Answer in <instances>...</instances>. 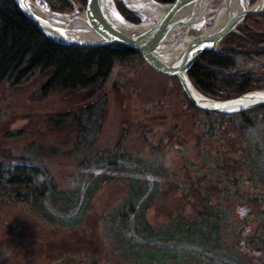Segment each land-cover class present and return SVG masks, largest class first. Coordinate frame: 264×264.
<instances>
[{
  "label": "rangeland",
  "instance_id": "obj_1",
  "mask_svg": "<svg viewBox=\"0 0 264 264\" xmlns=\"http://www.w3.org/2000/svg\"><path fill=\"white\" fill-rule=\"evenodd\" d=\"M232 46L226 38L221 47ZM47 78L35 74L25 84L0 88V162L38 166L56 187L37 201L0 195V264H236L240 258L263 264L258 217L251 215L244 232L247 249L236 241L242 217L264 207V197H256L264 196V170L258 172L264 166V116L258 131L244 135L240 119L191 108L172 78L139 59L117 66L100 93L39 97ZM103 96L99 128L95 115L82 118L85 132L75 117L63 128L48 123L68 111L76 116ZM100 175L110 178L90 191ZM132 196L136 206L147 198L146 219L155 229L177 223L207 199L232 211L227 246L167 262L153 253L147 258L140 248L145 243L172 250L188 245L145 240L143 222H135L138 229L131 220L121 223L118 213ZM234 247L242 252L233 254Z\"/></svg>",
  "mask_w": 264,
  "mask_h": 264
},
{
  "label": "trees",
  "instance_id": "obj_2",
  "mask_svg": "<svg viewBox=\"0 0 264 264\" xmlns=\"http://www.w3.org/2000/svg\"><path fill=\"white\" fill-rule=\"evenodd\" d=\"M42 1L47 3L52 11L58 13L70 14L73 11L72 5L67 0ZM74 1L81 9L87 6V0ZM157 1L170 3L175 0ZM116 3L119 11L128 20L134 23L142 20L140 16L129 11L121 1L117 0ZM227 41L233 45L229 50L204 54L194 63L188 72L194 85L205 95L218 100L232 99L252 90L264 89V15L246 18L238 27V31L227 37ZM134 59H139L146 64L137 51L123 45L83 49L52 42L22 14L14 0H0V88L4 83H10L11 86L25 84L35 74H40L48 78L38 91L39 97L58 91L74 93L93 90L94 93H100L113 70ZM170 78L178 84L191 108L197 109L208 117L240 119V131L244 135L252 130H259L257 121L260 116H264V105L236 114L208 113L195 107L186 97L176 77ZM104 99L103 96L91 105L82 107L79 112H76V116L70 111L52 116L48 123L56 128H63L69 123L71 117H75L78 129L85 132L82 118L84 116L91 118L95 115L98 117L99 128L105 114ZM263 170L264 166L259 167L258 172ZM109 178L104 175L98 176L97 182L93 183L90 191L99 190L102 183ZM55 188V185L47 181L45 171L38 166L0 162V195H9L22 201H30V199L37 201L39 198L46 197ZM256 197L257 201L261 202L260 198L264 196ZM136 202V196L126 200L125 209L118 213L121 223L126 224L131 220L133 226L138 229L135 222H143L145 233L141 232V235L145 240L159 239L170 242L169 247H179V243L188 245V248L180 246V249L172 250L164 247L159 249L145 243L140 248L147 251L144 253L147 258L155 256L161 262H167L176 259L177 256L195 251L210 249L211 253H216L217 247L227 246L228 224L232 211L212 205L208 199L203 207L194 210L192 214L181 216L177 223H171L164 229L158 228L160 231L153 228L146 219L147 198H143L138 206ZM251 215L259 218L258 229H264V207L262 209L259 207L256 212L249 211L242 217L243 229L240 230L236 246L239 245L245 249L249 243L244 241L246 239L244 232L247 229L250 231ZM123 240H125L124 237ZM125 242L133 248H139L128 241ZM190 247L192 251H189ZM260 248V251L264 250V245ZM232 250L233 254L242 252V249L237 247ZM149 253H153V256ZM235 263L255 264L242 258L237 259Z\"/></svg>",
  "mask_w": 264,
  "mask_h": 264
},
{
  "label": "water",
  "instance_id": "obj_3",
  "mask_svg": "<svg viewBox=\"0 0 264 264\" xmlns=\"http://www.w3.org/2000/svg\"><path fill=\"white\" fill-rule=\"evenodd\" d=\"M67 1L73 8L70 14L52 11L39 0H14L22 14L52 42L83 49L118 45L134 49L155 72L176 77L186 97L202 111L236 114L264 105V89L218 100L201 92L188 75L202 55L229 50L221 47L224 40L237 32L246 18L264 15V0H221L215 9L216 0H119L147 19L139 23L124 17L116 0H87L84 9L74 0ZM152 10L161 14L153 17ZM199 26L202 32L180 45H168L176 32Z\"/></svg>",
  "mask_w": 264,
  "mask_h": 264
},
{
  "label": "bare ground",
  "instance_id": "obj_4",
  "mask_svg": "<svg viewBox=\"0 0 264 264\" xmlns=\"http://www.w3.org/2000/svg\"><path fill=\"white\" fill-rule=\"evenodd\" d=\"M153 17H158L161 13L157 11H151ZM203 28L201 26L194 27L191 30L181 29L179 32H176L169 40L168 45H180L183 43L189 36L196 35L202 32Z\"/></svg>",
  "mask_w": 264,
  "mask_h": 264
},
{
  "label": "flooded vegetation",
  "instance_id": "obj_5",
  "mask_svg": "<svg viewBox=\"0 0 264 264\" xmlns=\"http://www.w3.org/2000/svg\"><path fill=\"white\" fill-rule=\"evenodd\" d=\"M233 47V46H232ZM229 49H230V47H229Z\"/></svg>",
  "mask_w": 264,
  "mask_h": 264
}]
</instances>
